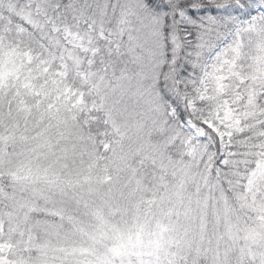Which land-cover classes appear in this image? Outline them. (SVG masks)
I'll list each match as a JSON object with an SVG mask.
<instances>
[{
    "label": "snow or ice",
    "instance_id": "6c2138e0",
    "mask_svg": "<svg viewBox=\"0 0 264 264\" xmlns=\"http://www.w3.org/2000/svg\"><path fill=\"white\" fill-rule=\"evenodd\" d=\"M0 264H264V0H0Z\"/></svg>",
    "mask_w": 264,
    "mask_h": 264
}]
</instances>
